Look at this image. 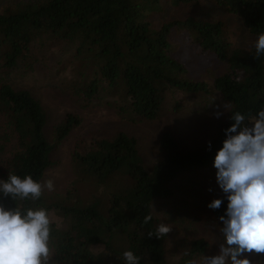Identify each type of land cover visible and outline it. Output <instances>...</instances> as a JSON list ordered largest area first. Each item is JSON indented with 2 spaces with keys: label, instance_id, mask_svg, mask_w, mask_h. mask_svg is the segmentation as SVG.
<instances>
[{
  "label": "trees",
  "instance_id": "1",
  "mask_svg": "<svg viewBox=\"0 0 264 264\" xmlns=\"http://www.w3.org/2000/svg\"><path fill=\"white\" fill-rule=\"evenodd\" d=\"M204 2L237 16L260 44L251 50L231 47L223 22L193 15ZM178 35L225 63L226 73L212 85L187 79L174 54ZM61 46L68 48L58 62L69 73L63 87L82 106L105 105L133 122L153 121L167 94L199 100L216 92L229 104L227 119L216 139L198 149L183 151L164 133L151 167L135 138L123 132L112 139L89 135L75 144L73 172L109 192L84 197L72 188L50 202L41 193L42 179L57 165L58 146L80 120L67 115L49 141L41 102L7 78L34 71L46 53L47 59ZM0 116L17 142L0 180V214L7 213L12 225L11 264H22L25 236L33 226L57 264H168L167 230L151 212L153 200L170 198L169 184L180 174L226 161L246 167L255 188L253 212L243 221L230 197L213 212L219 221L236 224L229 241L236 257L264 229V0H0ZM51 210L62 217L63 228L45 218ZM206 248L204 241L193 242L179 264Z\"/></svg>",
  "mask_w": 264,
  "mask_h": 264
},
{
  "label": "rangeland",
  "instance_id": "2",
  "mask_svg": "<svg viewBox=\"0 0 264 264\" xmlns=\"http://www.w3.org/2000/svg\"><path fill=\"white\" fill-rule=\"evenodd\" d=\"M193 15L200 20L223 22L226 38L233 48L251 50L260 44L261 40L250 35L237 16L210 2H204ZM179 35L174 54L186 67L187 79L212 85L215 78L226 73L225 63L212 54H201L189 38ZM67 54L66 46L57 47L47 59L46 53L43 64L34 71L7 78L13 88L28 90L41 102L48 115L44 133L49 141L54 138L55 127L67 115L80 120L58 146L54 154L57 165L48 169L42 179L41 193L50 202L65 198L72 188L78 189L84 197L108 191L106 187H95L76 179L73 172L71 160L75 144L89 135L112 139L117 132H123L135 138L146 166L151 167L159 157V142L164 133L172 135L183 151L198 149L216 139L219 127L227 119L229 104L216 92L199 100L180 92L167 94L159 117L153 121L133 122L127 115L120 116L105 105L82 106L79 97L66 91L62 84L69 73L68 69L61 70L58 62ZM16 143L14 133L0 116V180L6 174L8 158L17 150ZM169 187L173 192L170 198L155 199L151 204L154 218L167 230L165 257L168 264L184 260L195 241H204L206 251L187 264H264V229L243 244L239 255L233 257L229 241L236 224L219 221L213 214L218 202L226 197L240 210V221L253 212L255 188L246 167L226 161L217 167L180 174ZM45 218L58 228L64 227L62 217L54 210L46 212ZM11 244V220L3 213L0 214V264H11ZM22 264H57L35 226L25 236Z\"/></svg>",
  "mask_w": 264,
  "mask_h": 264
}]
</instances>
